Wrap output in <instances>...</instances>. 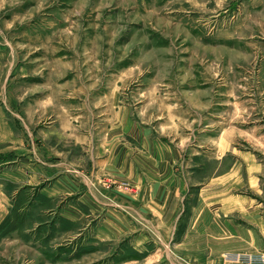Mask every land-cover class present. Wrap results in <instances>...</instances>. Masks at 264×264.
I'll use <instances>...</instances> for the list:
<instances>
[{
	"label": "rangeland",
	"instance_id": "1",
	"mask_svg": "<svg viewBox=\"0 0 264 264\" xmlns=\"http://www.w3.org/2000/svg\"><path fill=\"white\" fill-rule=\"evenodd\" d=\"M0 122L18 147L0 151V176L21 159L60 164L131 227L111 264L137 259L133 233L160 248L171 205L226 193L237 152L262 166L264 190V0H0ZM0 182V264L92 263L96 220L61 210L74 197Z\"/></svg>",
	"mask_w": 264,
	"mask_h": 264
},
{
	"label": "crops",
	"instance_id": "2",
	"mask_svg": "<svg viewBox=\"0 0 264 264\" xmlns=\"http://www.w3.org/2000/svg\"><path fill=\"white\" fill-rule=\"evenodd\" d=\"M2 123L0 122V151L16 150L18 147L14 131ZM237 157L239 167L222 173L221 182L226 193L220 189L211 191L202 187L195 192L193 204L181 209L180 213L179 209L171 205V221H174V225L171 227L170 239L160 243V248L155 246L152 250L150 244L146 245L143 235L133 233L129 251L142 255L137 258L141 260L129 259L119 261L118 264H247L246 257L264 255L262 166L242 152H237ZM21 161L23 164L18 167L20 172L5 170L1 173L0 181L6 180L13 184L23 182L31 187L46 182L43 188L38 189L42 198L54 200L65 196L74 197L81 204L77 203L82 210L78 206H62L61 210L67 216L65 220L75 225L83 220L85 211L89 222L96 220L88 231L90 238L86 239L89 242L87 246H95L96 250L87 251V256H92L91 264H111V259L119 253L115 247L121 242V237L133 232L132 229L129 230L131 227L125 223L123 225L113 214L115 212L104 203L92 204L88 194L78 193L75 182L62 174L56 175L60 164L45 163L35 168L26 165V159ZM232 165L235 162L231 161L230 166ZM233 187L243 188L248 193L231 194L229 191ZM1 194L0 192V196L4 197ZM1 212L0 210V214ZM73 235L76 236L73 239L77 238L75 244L83 241L79 229Z\"/></svg>",
	"mask_w": 264,
	"mask_h": 264
},
{
	"label": "built area",
	"instance_id": "3",
	"mask_svg": "<svg viewBox=\"0 0 264 264\" xmlns=\"http://www.w3.org/2000/svg\"><path fill=\"white\" fill-rule=\"evenodd\" d=\"M247 264H264V255L246 257Z\"/></svg>",
	"mask_w": 264,
	"mask_h": 264
}]
</instances>
